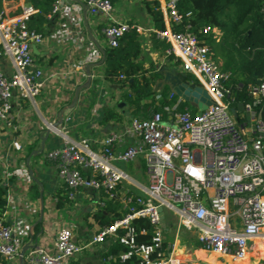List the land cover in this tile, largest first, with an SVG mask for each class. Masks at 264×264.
Segmentation results:
<instances>
[{
    "label": "built area",
    "instance_id": "2783aa9c",
    "mask_svg": "<svg viewBox=\"0 0 264 264\" xmlns=\"http://www.w3.org/2000/svg\"><path fill=\"white\" fill-rule=\"evenodd\" d=\"M7 1L11 0H0V56L11 58L14 67L10 74L0 69V186L6 188L7 199L12 180L27 188L31 184L28 147L48 131L37 167L42 170L49 162L56 167L66 199L79 208L81 190L88 188L95 192L100 206L119 201L125 213L94 231L89 240L76 239L74 224L64 221L59 222L54 236L36 239L31 245L25 242L31 233L19 222L0 221V259L6 264H21V260L22 264H73L75 256L113 237L128 248L120 254L121 262L137 256V264H176L177 241L165 246L161 207L176 215L180 229L195 232L207 252L228 261L248 259L254 241H264V76L251 91L261 108L258 115L254 113V136L248 138L227 100L226 82L232 72L212 60L209 47L188 22L191 13L181 12L178 0H159L164 29L118 20L111 0H82L90 15L103 18L101 32L107 46L117 47L120 38L134 29L164 41L166 56L179 61L208 91L213 103L197 113L188 109L171 112L168 119L160 111L146 118L134 116L98 140L72 138L71 123L79 115L60 112L65 93L48 100L42 94L60 76L93 79L84 62L100 61L103 54L88 55L71 72L44 69L35 50L49 46L52 39L71 40L69 55L83 47L80 13L67 0H55L46 18L59 23L49 38L31 25L32 16L40 13L34 3L10 13L2 6ZM180 25L179 30L174 29ZM209 31L220 34L217 28L206 26L204 32ZM47 102L49 115L45 116L40 106ZM33 117H37L34 125L42 128L39 132L31 128ZM139 156L145 158L148 184L141 195L122 193L121 183L131 180L122 165ZM54 200L59 202L58 197ZM136 218H147L153 225L149 242H137L132 225ZM121 229L125 233L120 234ZM107 259L115 260L112 256Z\"/></svg>",
    "mask_w": 264,
    "mask_h": 264
},
{
    "label": "crops",
    "instance_id": "0c3cea01",
    "mask_svg": "<svg viewBox=\"0 0 264 264\" xmlns=\"http://www.w3.org/2000/svg\"><path fill=\"white\" fill-rule=\"evenodd\" d=\"M67 1L69 2V4L76 6V11L80 13V26L84 35V45L81 48H76L73 52V55H69L70 49H73L71 40L63 43L56 39H52V41L49 43V46L37 48V50H35L37 61L39 65L46 70H66L71 72V70H75V67L78 63L85 61L88 55L94 57L99 56L100 53L102 54V48H105L107 46L104 35L101 32L102 28L105 25V23H103V18L101 16L90 15L87 7L83 5L82 0ZM143 1L148 0H115L113 3L114 16L120 21H127L133 24L144 26L146 28L153 27L151 19L149 18L148 14L145 11V8L142 5ZM30 3L33 4V1L11 0L5 3L3 2L2 6L8 11L10 10V13H18L22 5ZM58 23L59 22L56 19L51 21L49 25L50 32L46 35L47 37L50 38L52 36L53 30L57 28ZM141 39L142 52L140 54V63L143 67L142 70L147 73L156 72L159 77L158 82H163V75L160 72L161 69L185 72L182 68L181 63L179 61H173L171 58H168L166 56V53L164 51L162 52V50L156 46L151 37L143 34L141 36ZM98 62L99 60L96 62H84L86 72H90V74L93 75V79H90V81L89 78H83L81 76L75 78L72 75V80H68L63 78V76H60L52 79V81L49 82L42 94V98L44 100H48V98H52L55 94L62 95L65 93L63 97V101H66L63 104L64 108L72 107L73 113L74 111L76 112V114L74 115H79L78 118H80V116L86 117V108L92 106L91 117H87V120H89L90 123L86 124L90 133L88 136H82L89 137L92 140H98L102 138L106 133L121 128L125 123L129 122L134 117L131 115V109L127 106L126 102L120 100L118 102V107L119 109H121L122 115L125 116V123L122 124L123 122L120 121H110L107 124H102L100 122L101 118L103 117V113L107 108L113 106V102L115 101V99L104 97V93H107L109 95V91L107 87H101L100 82L97 83L96 87V91L98 92H95L94 94L92 93L91 87L93 86V80L101 76L92 70L93 66L100 65L98 64ZM222 62L223 61H221V63ZM88 64H91L90 69L87 68ZM0 69L9 74L13 73L14 67L11 58L4 55L0 56ZM187 74L189 76V79H191L193 82L198 83L192 74ZM73 82L74 84H71ZM158 82L155 85L156 96L154 99L156 103L154 104L159 107V100L161 99L159 98L161 96L160 91L165 87H169L170 89V93L167 98L170 104L168 106H165L161 110L159 108L157 110H154V106L149 107L147 110V117H149L154 111H160L165 114V119H168L170 117L171 112H183L186 109L192 111L193 113L201 111L197 103L186 101L185 99L179 97L174 92V90L171 89L170 84L162 83L161 86H158ZM117 87L118 85H110V89H116ZM146 102L149 103L150 100H146ZM49 106V102L44 103L42 106H40V110L44 113L45 116L49 115ZM78 107H80V110L78 109ZM234 109L235 114L233 112L232 113L234 114L238 124L243 127L246 136L248 138H252L254 136L255 128L254 113H257L258 115L260 110L253 108L251 105H239L238 109ZM59 110L60 112L64 113L63 107L60 106V103ZM32 120V130L34 132H39L42 128L39 125H34L37 121V117H33ZM77 123L78 122L74 121L71 123L72 138H80L76 131ZM41 135H43V132ZM30 166L32 169L30 172L31 184L29 186L27 185L28 188L26 187V184H24L23 186V183L21 184L19 182H16L15 180H12V184L8 188V207L4 213V222L8 224L19 222L21 228L24 229L25 232L28 231L29 233L33 232L32 227L35 225V223L40 222L41 230L37 235V240H39L43 237H47L48 235H55L57 229L59 228V222H64L62 219L58 218V214H63L66 212L71 214L74 211V203L66 199L64 194L65 186L60 180L58 173H55L53 170H51L49 173H45L47 177H43L42 172L39 171L44 170L45 165L41 170L37 167V162L34 163V165L32 164V158L30 160ZM122 168L130 176L131 180L123 181L119 187L120 191L122 193L133 195L143 194V187L148 184L145 158L139 156L134 161L123 164ZM84 172L87 174L86 170H84ZM38 183L40 185V190L37 191L36 184ZM46 184L48 186H46ZM60 196H64L67 200L62 207H58L59 202L56 203L54 200L55 197H58V199H60ZM80 199L82 202V211L90 213L99 210L100 205L97 202V197L93 190L82 188ZM119 204L121 205L120 210L121 212H123L125 209L124 205L121 202H119ZM42 212L43 219L41 221L40 218L42 216ZM164 213L166 227L163 228L164 230L167 229L169 232L175 233V241H177L178 244V242L180 241V238L178 237L180 228L178 227V225H175L176 223H178L177 217L170 211H165ZM77 216L79 220L73 224L74 233L77 230V232L75 233L76 239H78L79 241L87 239V237H89L94 231L100 228L93 215L85 216L86 223L88 225H85L83 223L82 219H84V217H80V213H78ZM53 218H55V221L53 220ZM191 232L196 235L195 232ZM84 233H86V235L80 238L79 235H82ZM26 238L25 242L26 244H28L29 242L26 241ZM30 243L32 244L31 241ZM252 246L253 247L250 251V257L244 261H228L221 258L214 252H208V254H206L207 251L200 247V250L196 249V251H204L205 253L202 255V257L196 255V258L194 259L192 264H252L254 256H257L258 258H264L263 239L258 238V240L254 241ZM103 247L104 244H100L90 250L81 252L80 254L75 256L72 261L73 264H106V260L102 256L103 251H101ZM259 253L261 254V256L258 255ZM2 261L3 260L0 259V264L2 263ZM179 264L183 263L180 262ZM256 264L258 263L256 262Z\"/></svg>",
    "mask_w": 264,
    "mask_h": 264
},
{
    "label": "trees",
    "instance_id": "16d2710c",
    "mask_svg": "<svg viewBox=\"0 0 264 264\" xmlns=\"http://www.w3.org/2000/svg\"><path fill=\"white\" fill-rule=\"evenodd\" d=\"M35 6L40 9V13L31 18V25L47 35L51 20L46 18V14L51 11L55 0H32ZM115 0H111L114 3ZM143 7L151 19L152 26L157 29H164L163 15L160 8L159 0L143 1ZM178 7L181 12L191 13L188 22L192 24V30L198 34L199 40L207 44L210 51V57L222 70L231 71L232 77L226 82L227 100L231 108H239V105H251L253 108L260 110L261 104L256 102L252 89L258 86L264 76V0H178ZM186 22V20L184 21ZM206 26L217 28L220 35L215 32H204ZM180 26H175L179 30ZM135 29L126 33L120 38L117 47L106 46L102 48L103 63L100 60L98 64L105 66V79L111 85H118L121 98L113 102L103 113L100 122L107 124L110 121H120L125 123V116L122 115L118 107L120 100L126 102L131 109L132 116L147 117V110L154 106V110H161L170 104L167 100L169 87L160 91L161 98L159 107L154 103L156 90L155 85L158 82L156 72H145L140 63V54L142 52V39ZM162 52L168 45L154 36L151 37ZM1 48V45H0ZM221 61H223L221 63ZM221 63V64H220ZM121 75L124 77L121 78ZM93 94L96 92L94 85ZM114 98V96L110 97ZM150 100V102H146ZM145 101V102H144ZM162 113V112H161ZM165 119V114H163ZM264 119V115L262 116ZM31 151L29 152V154ZM40 187L39 183L36 184ZM67 201L64 196H60L58 207H62ZM6 188L0 186V221H4V213L7 210ZM121 205L118 201H108L105 206H99L96 212H84L85 216H92L98 222L100 228L108 226L117 218L123 217L125 211L121 212ZM132 225L136 229L137 242H149L153 235V225L147 218H136ZM33 232L26 238L31 244L37 239L41 230V223L36 222L32 227ZM187 230V229H186ZM125 230H119L120 234ZM180 229V242L191 243L192 250L201 246L198 238L190 230L188 234ZM165 246L173 243L175 233L164 231ZM127 246L119 241L118 238L108 237L104 243L102 256L106 264H137L138 257L131 258L121 262L120 254L127 251ZM260 252V251H258ZM261 256V254H258ZM112 256L115 260L108 261ZM177 261L176 264H179ZM1 264H6L3 260Z\"/></svg>",
    "mask_w": 264,
    "mask_h": 264
},
{
    "label": "rangeland",
    "instance_id": "374dc122",
    "mask_svg": "<svg viewBox=\"0 0 264 264\" xmlns=\"http://www.w3.org/2000/svg\"><path fill=\"white\" fill-rule=\"evenodd\" d=\"M173 61H175V60H173ZM92 70L94 72L98 73L101 76L99 78H96L95 80H93V86L91 88L93 89L94 88V85H95V87H97V83L100 82L101 87L102 86H103V88L107 87V89L109 91V95L106 93V96L105 97L110 98V97L114 96V99H116V100L120 99L121 98V93H119L118 89H110V85L106 82V79H105V70L106 69H105L104 64H100V65H97V66H93L92 67ZM97 92L98 91H96V93ZM92 93H93V90H92ZM64 102H66V101L60 102V106L63 107L64 114L66 116L67 115L76 114L75 111L73 113V111H72L73 108L72 107L64 108V105H63ZM80 107H78L79 110H80ZM91 114H92V106L86 108V117L80 116V118H77V119L74 120V122H78L77 123V126H76V131H77V134L79 135V137L88 136L89 135L90 131L87 128V125L86 124L87 123H90L89 120H87V117L88 118L91 117ZM86 121H88V122H86ZM40 144H41V140L38 139L34 144H32L31 146H29L28 147V154H29L30 151L32 152L36 148L40 147ZM48 148L49 147H47V149ZM42 155H43V153L42 154H39V155H33L32 156V164L34 165V163L38 162ZM51 170H53L55 173H58V170L56 169V167L53 166L49 162V163H46L44 170L39 171V172H42V176L43 177H47V175H45V173H49ZM46 186H48V185L46 184ZM38 190H40L39 186H37V191ZM73 209H74V211L71 214L70 213H67V212L66 213H63V214H58V218L59 219H62L63 221H67V222L70 221L72 223H76L79 220L77 214L80 213V217L81 216L84 217V219H82L83 223L85 225H88L86 223V217H85L84 211H82V207L77 208V206H75ZM165 211H167V210H165ZM76 232H77V230L75 231V233ZM183 232H185L186 234H188V232H187V230L185 228H182V232L181 233H183ZM84 235H86V233H84L82 235H79V237L81 238ZM195 236L197 237V235H195ZM89 237H87V240H89ZM180 241H181V237H180ZM180 241L177 244V252L175 254V257H176V259L178 261H180L183 264H192L193 261H194V259L196 258V255H198L199 257H202V255L205 253L204 251H201L202 253L201 252H197L196 249L195 250H192L191 243H186L185 242V239H184V242H180ZM96 246H93V247H96ZM197 250H200V248H198ZM206 254H208V252H206ZM252 261H253L252 264H256V262L258 264H264V258H258L257 256H254ZM246 263H247V261H246Z\"/></svg>",
    "mask_w": 264,
    "mask_h": 264
},
{
    "label": "water",
    "instance_id": "95a60500",
    "mask_svg": "<svg viewBox=\"0 0 264 264\" xmlns=\"http://www.w3.org/2000/svg\"><path fill=\"white\" fill-rule=\"evenodd\" d=\"M101 61L103 63V59ZM90 66L91 64H88L87 68L90 69ZM160 72L163 75L162 76L163 82H158V86H161L162 83L170 84L171 89L174 90V92L179 97L185 99L186 101H192L197 103L201 111L205 110L208 106L212 105L213 100L210 94L208 93V91L204 87H202L201 84L193 82L191 79H189V76L186 72H179L177 70H165V69H161ZM231 111L235 114L234 108H232ZM48 136H49V132L47 131L42 136L40 147L33 150L27 157L28 162H30L33 155H39L40 153L43 152ZM160 213H161L162 225L163 227H166L165 213L162 207L160 208ZM42 219H43V212L40 220L42 221ZM175 225H178V223H176ZM26 249L27 246L25 245L22 249V255L25 253Z\"/></svg>",
    "mask_w": 264,
    "mask_h": 264
}]
</instances>
